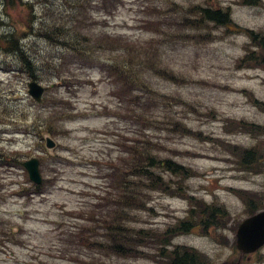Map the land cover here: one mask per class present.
<instances>
[{"label":"rangeland","instance_id":"rangeland-1","mask_svg":"<svg viewBox=\"0 0 264 264\" xmlns=\"http://www.w3.org/2000/svg\"><path fill=\"white\" fill-rule=\"evenodd\" d=\"M29 1L35 3V13L21 0H12V5L0 0V45L6 49L1 36L13 32L10 45H23L40 77L36 80L45 86V101H34L28 94L30 74L15 53L0 48V152L4 158L0 160V264H164L156 245L143 246L144 252L136 256L93 252L81 242L88 243L84 230L91 229L90 223L80 220L74 229V214H68L99 197L102 187L108 190L105 161L118 160L123 149L136 145L138 139L156 143L161 156L181 163L190 176L177 180L166 175L176 186L149 190L146 207L131 212L133 227L158 233L179 219L188 220L191 206L214 204L225 211V226L200 225L197 217L195 225L173 242L196 249L206 256L207 264H264V245L251 254L235 247L239 223L264 210V62H241L246 51L258 50L252 36L258 32L264 39V0L258 4L217 0L230 8L232 21L239 27L184 25L181 40L156 36L154 8L143 6L148 0H122L112 13L100 8V0L91 1L88 12L95 36L107 31L135 41H158L164 66L181 75V82L150 76L154 88L175 100L153 97L146 109L137 108L134 96L129 106L121 104L101 66L120 47L101 50L89 65L59 64L54 45L30 29L22 33L34 17L37 28L40 19L43 24V19H49L48 13L56 21L67 18L71 9L64 0ZM173 1L183 6L202 2ZM149 2L165 7L163 0ZM210 31L216 35L213 40ZM57 72L60 77L53 76ZM53 105L66 114L57 120ZM173 122L181 125V134ZM42 123L57 129L50 134L56 142L50 150L45 148L47 133ZM244 149L256 151L255 163L240 162ZM11 156L20 158V164ZM31 157L39 160L46 178L38 192L21 164ZM249 199L254 212L247 206ZM11 228L16 233L10 234ZM72 231L81 239L72 237Z\"/></svg>","mask_w":264,"mask_h":264},{"label":"trees","instance_id":"trees-1","mask_svg":"<svg viewBox=\"0 0 264 264\" xmlns=\"http://www.w3.org/2000/svg\"><path fill=\"white\" fill-rule=\"evenodd\" d=\"M69 4V14L66 17L52 20V14L46 23H42V19L37 24L40 26L35 28L36 18H32L26 23L22 33L30 29L31 33L39 34L50 44L54 45L59 52L57 60L59 64L68 63L69 61H77L81 64H90L95 62L101 50H114L121 48L120 52H116L115 56L107 59L106 65H101L106 70L108 79L112 81L115 92L120 98L121 104L130 103L131 96H134V103L139 105L138 109H146L150 102V98L158 97L159 99H169L173 101L172 95L161 94L159 89L151 85L149 77L154 74L165 78L171 82H181L180 77L164 66L162 53L159 52L160 43L152 40L135 41L129 38H123L121 35L110 34L102 31L99 37L95 36L92 30L93 17L88 12V5L95 0H64ZM100 8L107 13L114 12L121 4L122 0H100ZM165 7H160L159 3L143 2L146 9L154 8V16L152 25L158 29L156 36L163 39H179L185 37L181 34V26L191 28H203L207 25H213L215 29H230V25L239 27L233 23L231 18V10L228 6L224 7L217 0H202L201 3H188L185 6L171 0H163ZM243 4L249 2L258 4L259 0H242ZM8 5H12V0H6ZM30 12L34 11V2H25ZM154 6V7H153ZM88 12V13H87ZM35 13V12H32ZM46 14V13H45ZM44 14V15H45ZM71 17V18H70ZM163 25V28H158ZM230 26V27H229ZM175 28V30H173ZM150 29V27L148 28ZM211 39L216 38L215 33L211 32ZM6 39L8 47H4L3 43L0 48L3 50L16 53L19 61L23 65L24 71L34 79H39L37 72L33 70L30 58L25 55L23 45H10V40L14 38V34L9 33L2 35ZM17 39V38H16ZM15 39V41H16ZM252 39L256 41L258 50H248L241 59V62L251 63L258 61V64L264 62V39L258 34H254ZM105 62V61H100ZM60 77V73L57 75ZM65 83V81H63ZM179 102L181 98L177 97ZM45 101L43 97L42 102ZM64 102L70 105L68 99ZM53 111L57 120L65 113L60 106L53 105ZM175 129L181 134V125L173 122ZM45 127V128H44ZM42 131L51 135L55 132L56 127H52L50 123L41 124ZM136 140V145L127 146L121 152L118 160L110 158L106 160V168L104 169L108 179L106 182L108 190L102 187L100 196L91 199L87 205L80 207L78 210L69 211L68 214L75 218L73 224L74 229L77 228V222L80 220L90 223L91 229H86L88 235V243L82 240L87 247L93 252L99 254L115 252L121 256H136L138 253L144 252L143 246L156 245L160 248V256L164 264H207V258L191 247L173 244V238L181 232L187 231L192 225L189 222L181 223V219L166 228L155 233L150 228H135L132 226V211L141 210L146 207L147 193L149 190H170L173 185L166 180V175L174 176L177 180H181V175L188 176L190 172L181 166V163L170 157L160 155V147L150 139L147 141ZM240 162L242 164L255 163L258 159L256 153L252 150H243ZM13 155H17L16 152ZM253 152L255 154H253ZM126 155V158H123ZM4 160V158H3ZM11 161L15 160L20 164V158L11 156ZM121 161V162H120ZM121 164V165H120ZM46 179V178H44ZM43 179V181H44ZM44 183V182H43ZM36 192L44 185H33ZM177 187V193L180 192ZM251 212L255 211L252 200L246 201ZM198 214L201 224L210 225L214 228H220L226 225L227 216L221 207L211 208L210 206L199 204ZM202 227V226H201ZM74 231V230H73ZM72 231L71 236L78 239L79 235ZM205 231V229H203ZM10 234H14L10 229ZM81 234V233H79Z\"/></svg>","mask_w":264,"mask_h":264},{"label":"water","instance_id":"water-1","mask_svg":"<svg viewBox=\"0 0 264 264\" xmlns=\"http://www.w3.org/2000/svg\"><path fill=\"white\" fill-rule=\"evenodd\" d=\"M29 93L36 99L41 98L43 87L36 81L29 82ZM56 142L49 136L45 135V146L50 150ZM39 161L33 157L23 162L27 169L29 178L36 182H41L39 172ZM236 246L243 252H252L264 244V211H260L246 219L238 226L236 232Z\"/></svg>","mask_w":264,"mask_h":264}]
</instances>
